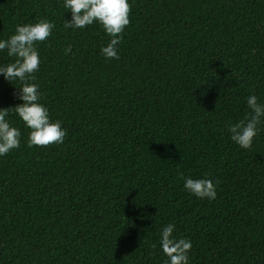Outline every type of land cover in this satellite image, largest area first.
<instances>
[{"label": "trees", "instance_id": "16d2710c", "mask_svg": "<svg viewBox=\"0 0 264 264\" xmlns=\"http://www.w3.org/2000/svg\"><path fill=\"white\" fill-rule=\"evenodd\" d=\"M129 3L106 60L103 30L65 29L62 0H0V39L55 24L34 83L67 130L28 148L10 113L22 139L0 157V264H164L169 223L192 241L190 264H264V126L247 150L227 131L245 97L264 103V0ZM12 83L0 75V109L22 103ZM185 177L211 179L217 198L190 195Z\"/></svg>", "mask_w": 264, "mask_h": 264}, {"label": "clouds", "instance_id": "9594fccd", "mask_svg": "<svg viewBox=\"0 0 264 264\" xmlns=\"http://www.w3.org/2000/svg\"><path fill=\"white\" fill-rule=\"evenodd\" d=\"M62 7L71 13L63 27L73 31L98 25L108 37L100 47V55L106 60H118V45L123 39L126 26L130 24L129 0H62ZM55 24L40 18L34 23L15 26L13 34L0 39V52L6 51L11 62L0 64V75L9 83L18 82V99L22 103L0 109V157L21 146L22 133L10 120V113L23 122L27 131L25 141L28 148L63 144L67 130L60 120H53L48 107L41 102L39 87L34 83L41 57L38 45L48 42ZM68 45L64 52H71ZM246 112L242 119L227 125L230 140L247 150L264 126V103L254 94L245 97ZM183 190L197 199L213 201L217 198L216 184L211 179L185 177ZM159 250L166 258L164 264H190L189 253L192 241L175 234V224L169 223L159 229ZM157 245L153 244L155 248Z\"/></svg>", "mask_w": 264, "mask_h": 264}]
</instances>
